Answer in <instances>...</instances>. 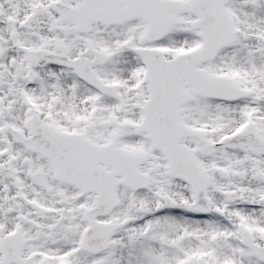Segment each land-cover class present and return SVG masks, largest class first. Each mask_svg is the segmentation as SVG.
I'll return each mask as SVG.
<instances>
[{
	"label": "snow or ice",
	"instance_id": "snow-or-ice-1",
	"mask_svg": "<svg viewBox=\"0 0 264 264\" xmlns=\"http://www.w3.org/2000/svg\"><path fill=\"white\" fill-rule=\"evenodd\" d=\"M0 264H264V0H0Z\"/></svg>",
	"mask_w": 264,
	"mask_h": 264
}]
</instances>
